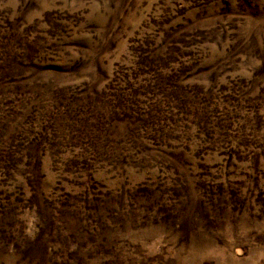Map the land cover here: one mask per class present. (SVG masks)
Masks as SVG:
<instances>
[{"label": "rangeland", "instance_id": "1", "mask_svg": "<svg viewBox=\"0 0 264 264\" xmlns=\"http://www.w3.org/2000/svg\"><path fill=\"white\" fill-rule=\"evenodd\" d=\"M0 264H264V0H0Z\"/></svg>", "mask_w": 264, "mask_h": 264}]
</instances>
